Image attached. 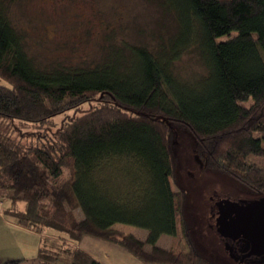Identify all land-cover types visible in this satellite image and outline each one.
Instances as JSON below:
<instances>
[{
    "label": "trees",
    "instance_id": "trees-1",
    "mask_svg": "<svg viewBox=\"0 0 264 264\" xmlns=\"http://www.w3.org/2000/svg\"><path fill=\"white\" fill-rule=\"evenodd\" d=\"M16 1L0 0V201L17 224L60 241L53 248L44 238L26 264H57L61 255L70 257L62 264H103L78 246L84 236L118 243L144 264H202L193 247L182 255L157 245L176 236L180 207L187 219L186 188L172 187V132L186 131L204 170L250 199L264 195V0H156L172 31L152 46L110 40L98 59L75 63L31 53L9 13ZM186 53L203 74L176 73Z\"/></svg>",
    "mask_w": 264,
    "mask_h": 264
},
{
    "label": "rangeland",
    "instance_id": "rangeland-1",
    "mask_svg": "<svg viewBox=\"0 0 264 264\" xmlns=\"http://www.w3.org/2000/svg\"><path fill=\"white\" fill-rule=\"evenodd\" d=\"M9 13L12 22L25 32L31 53L38 59L47 61H94L102 54V46L110 40L118 43L126 38L134 44L152 46L158 39V32L165 35L174 29L172 16L166 14L156 0H17ZM175 69L178 75L188 79L204 73L203 66L193 53L184 54L175 63ZM0 84H6L1 77ZM88 106L89 104H82L78 112L70 110L58 115L52 127H46L45 131L58 128L63 120L79 115ZM177 129V132L174 129L176 134L172 132L174 143L176 141L178 165L173 174L172 187L176 184L179 189L186 188L189 195L185 201L187 219L183 217L184 207H180L176 236L161 235L157 245L174 248L182 255H187L193 247L202 264H258L250 261L257 259L256 255L245 256L242 250L245 245L242 242L234 241L230 235L222 233L226 236V239L222 237L223 242L216 232L218 213H209V204L214 205L217 199L233 202L250 199L251 195L230 178L212 170H204L194 157V141L185 130ZM28 135L24 139L33 138V134ZM200 193L201 196H198ZM211 196L214 199L210 200ZM9 228L12 235L6 238H17L16 243L21 246L19 254L24 259L22 264L36 258L42 240L51 234L47 230L42 234L17 233L14 228ZM116 229L130 232L139 238H144L147 234L145 229L127 224H116ZM2 233L3 231L0 232V244ZM54 239L48 237L46 240L53 248H57L60 241ZM77 244L103 264H144L120 244L112 241L84 236ZM145 248L149 249L150 245ZM5 250L6 248H0V257ZM69 261V256L61 255L56 263ZM2 263L3 259L0 258V264Z\"/></svg>",
    "mask_w": 264,
    "mask_h": 264
},
{
    "label": "water",
    "instance_id": "water-1",
    "mask_svg": "<svg viewBox=\"0 0 264 264\" xmlns=\"http://www.w3.org/2000/svg\"><path fill=\"white\" fill-rule=\"evenodd\" d=\"M226 200V209L231 207L230 217L227 225L220 223V232L230 235L233 240L242 242L245 248L249 249L248 254H263L264 255V195L257 199H250L246 205H238L231 202L228 204ZM225 209V210H226ZM223 210L217 220H222L223 216L228 213V210Z\"/></svg>",
    "mask_w": 264,
    "mask_h": 264
},
{
    "label": "crops",
    "instance_id": "crops-1",
    "mask_svg": "<svg viewBox=\"0 0 264 264\" xmlns=\"http://www.w3.org/2000/svg\"><path fill=\"white\" fill-rule=\"evenodd\" d=\"M2 206L4 207V203H2L0 201V232L3 231L2 236H1L0 248H6V250L3 251V254L0 258L3 259V261L9 260V259H15V258H22V256H20V254H19V252H20L19 249H21V246L17 245V243H16L17 238H13V236H12V238H13L12 240L6 238V237H9L12 235L11 229L9 227L14 228L17 233H23V232H27V233L32 232L33 233L35 231L20 226L19 224H17L15 222L14 219H11L8 216H6V214H4V212H3ZM10 248H11V250H9ZM92 256L94 258H96L94 255H92Z\"/></svg>",
    "mask_w": 264,
    "mask_h": 264
},
{
    "label": "flooded vegetation",
    "instance_id": "flooded-vegetation-1",
    "mask_svg": "<svg viewBox=\"0 0 264 264\" xmlns=\"http://www.w3.org/2000/svg\"><path fill=\"white\" fill-rule=\"evenodd\" d=\"M211 199H214V198H211ZM247 201H248V199H246V200H241V201H233V203H234V204H238V205H243V206H244V205L247 204V203H246ZM225 202H226V200H224V199H223V200H222V199H219V200L217 199V200H215V201H214V205H211V206H210V207H211V208H210V212H211V213H214V212H217V213H218L220 210H221L220 212H222L223 210L226 209V203H225ZM230 203H231V201L228 202V204H230ZM230 205H231V204H230ZM230 205H229V207L225 210V211L228 210V213H226V214L223 216L222 220H219V221L217 220V223H216L217 226H219L220 223H221V224L223 223V224H222L223 226H224V225H227V223L229 222L230 217L234 215V214H230V213H229V212H230V209H231ZM221 206H223L222 209H220ZM213 211H214V212H213ZM221 216H222V214H219V215H218V218L221 217ZM216 217H217V216H216ZM218 218H217V219H218ZM219 222H220V223H219ZM224 227H225V226H224ZM225 228H226V227H225ZM226 230H227V228H226ZM236 241H237V240H236ZM249 249H250V248L246 249L245 246L243 247L242 250L244 251L245 256L249 253ZM251 255L253 256L254 254H251ZM251 255H250V256H251ZM255 255H256V254H255ZM255 258H257V259H250V261H255V262H258V263H260V264H261V263H264V255H263V254H257V255L255 256Z\"/></svg>",
    "mask_w": 264,
    "mask_h": 264
}]
</instances>
